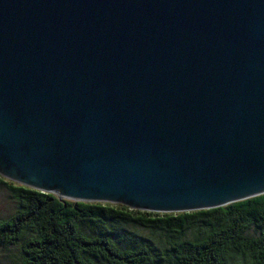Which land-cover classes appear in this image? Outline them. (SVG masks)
<instances>
[{"label": "water", "instance_id": "95a60500", "mask_svg": "<svg viewBox=\"0 0 264 264\" xmlns=\"http://www.w3.org/2000/svg\"><path fill=\"white\" fill-rule=\"evenodd\" d=\"M0 177L148 213L264 194V0H0Z\"/></svg>", "mask_w": 264, "mask_h": 264}, {"label": "trees", "instance_id": "16d2710c", "mask_svg": "<svg viewBox=\"0 0 264 264\" xmlns=\"http://www.w3.org/2000/svg\"><path fill=\"white\" fill-rule=\"evenodd\" d=\"M0 186L16 204L0 220V247L20 245L18 264H264V194L216 209L160 214L61 201L2 177Z\"/></svg>", "mask_w": 264, "mask_h": 264}, {"label": "rangeland", "instance_id": "374dc122", "mask_svg": "<svg viewBox=\"0 0 264 264\" xmlns=\"http://www.w3.org/2000/svg\"><path fill=\"white\" fill-rule=\"evenodd\" d=\"M16 209V204L11 198L9 192L0 186V220L10 217ZM133 232L141 234L143 237H149L146 231L133 230ZM20 260V245L8 248L0 247V264H18ZM230 264H246L239 263L237 260H230Z\"/></svg>", "mask_w": 264, "mask_h": 264}]
</instances>
